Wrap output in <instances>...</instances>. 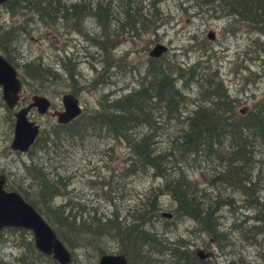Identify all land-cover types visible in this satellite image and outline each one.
Here are the masks:
<instances>
[{"label":"trees","instance_id":"16d2710c","mask_svg":"<svg viewBox=\"0 0 264 264\" xmlns=\"http://www.w3.org/2000/svg\"><path fill=\"white\" fill-rule=\"evenodd\" d=\"M121 1L122 14L115 15V20L121 21L123 29L110 37L125 35L127 28L142 26L145 21L143 18H146L142 0L136 5V1ZM193 1L207 12L211 8L212 11H223L226 16L244 21L251 25L252 31L264 36V0ZM87 2L90 0H9L0 5L11 15L24 16L19 25H12L8 30L0 25V52L15 64V68L22 67L20 76L24 84L31 81L32 93L45 94L43 84L59 80L62 75L74 85L81 72L77 71L76 64H72L71 58L67 56L65 59L57 57L54 65L41 59L32 64L25 62L19 65L16 54L8 46L12 43V35L15 36V42L19 34L28 33L26 26L35 21L51 28L53 33L62 23L72 31L82 29V12H77L75 8L83 3L89 5V11L99 21L102 20L101 12L91 11L92 6ZM104 3L103 0L95 2V10L99 6L104 7ZM127 3L131 10H128ZM110 39L93 43L104 47L107 54L108 47L111 49L118 44V41ZM260 45L264 52V43ZM72 65L75 67L73 70L70 69ZM209 68L201 67L200 63L185 66L176 60L171 62L162 57H150L137 87L115 98H107L106 93H101L94 112L83 110L80 116L68 124L55 122L49 129L41 130L42 135L48 132L50 137H37L27 153L30 163H23L22 167L23 180L38 171L37 194L31 189L29 194L14 183H5V187L18 191L44 215L60 240L72 252L71 264L76 262L79 249L91 251L97 261L103 254L121 253L126 255L127 264H221L212 259L210 252L207 258L201 259L197 251L204 250L194 249L196 242L190 236L181 233L172 237L162 230H155L154 215L166 224L176 223L186 217L202 240L206 239L208 247H214L219 256L226 257L230 251L236 253L229 264H264V239L251 242L249 233L254 227L255 233L259 228L264 230V205L260 202L264 198L258 195L264 180V95L242 114L239 111L240 100L237 102L228 94L218 70L211 68L210 73L206 74ZM173 74H176L175 78ZM181 85H190L195 95L185 93ZM71 93L77 96L78 89L73 86ZM190 100L194 108L190 115L184 117V108ZM78 125L83 127L81 133L73 134ZM141 125L146 126L142 134L132 132L134 127ZM88 132L92 133L89 137L86 135ZM96 136L100 140L103 137L111 140L108 150L115 144H125L129 154L123 169L127 170L129 163L137 160L164 184L159 191L153 192L152 197L146 195L144 200L143 194L130 192L133 195L129 196L124 188L121 192H117L116 188L113 190L120 199L119 203L114 200L115 197L108 199L107 195L115 196L114 192L97 193V198L100 196L99 199L112 205V210L106 213L88 208L92 216L84 217L82 221H78V216L83 213H64L60 207H55L54 217L61 224L56 225L37 207L36 201L39 198L46 201L56 192V183L48 180V175L61 170L60 164L54 166L61 161L60 158L67 160L70 150L84 149L85 143H79L78 140ZM45 138L51 141V145L43 143ZM136 174L139 175V172ZM96 185V189L102 190L103 184ZM160 194H164L168 201L162 203L164 200ZM224 204L239 212L243 218L238 230L229 233L233 240L234 234L240 237L241 244H234L239 249L229 245L225 231L219 232L216 217L219 218ZM119 205L126 207L125 214H117ZM162 212L171 213V218L162 216ZM247 219L252 220L251 225L246 223ZM7 230L21 238L19 241L13 240L11 245L19 253L7 259L0 247V264H59L37 249L30 230L4 228L0 233V241ZM113 244L117 245L116 252L110 251ZM248 247L254 251L253 256L247 253Z\"/></svg>","mask_w":264,"mask_h":264},{"label":"rangeland","instance_id":"374dc122","mask_svg":"<svg viewBox=\"0 0 264 264\" xmlns=\"http://www.w3.org/2000/svg\"><path fill=\"white\" fill-rule=\"evenodd\" d=\"M98 1L100 0H90L87 3L92 6L91 11L101 12L103 19L100 21L94 13L89 11V5L83 3L75 8L77 12H82V29L72 31L62 23L53 33L51 28L35 21L26 26L28 33L19 34L15 42L14 35L10 39L12 43L8 45L9 49L16 54L19 65L25 62L32 64L40 59L54 65L57 62V57H64L65 59L67 56L71 58L72 64H76L77 71L80 70L81 76L78 77V81L74 85L63 75L59 80L43 84L46 91L45 94H42L50 98L53 108L62 107L61 96L65 92L71 93L73 86L78 89L77 97L83 110L87 112L96 110L101 93H106L107 98H115L137 87L143 76L142 71L148 64L149 51L158 42L168 46L167 52L161 56L163 60L167 59L171 62L176 60L185 66L194 63H200L201 67L210 66L206 74L210 73L211 68L218 70L228 88V94L237 102L240 100L239 111L244 108L249 109L257 99L264 95V52L261 48L262 45H260V43H264V36L252 31L251 25L249 26L248 23L232 16H226L223 11L215 12L208 8L210 12H207L206 9L196 6L193 0H142L146 17L143 18L145 21L142 26L129 27L126 29L125 35L119 34V36L110 37L117 31L120 33L123 29L121 21L115 20V15L122 14V1L103 0L105 2L104 7L99 6V9L95 10L97 7L95 2ZM132 1H136V5L141 0ZM133 4L131 6L134 7ZM127 6L128 10L132 9L129 3ZM156 8H158V12H156ZM152 13L154 15H151ZM159 15L161 16L160 19H158ZM23 19L24 16L21 14L11 15L3 7H0V25L4 26L5 30H8L7 28L12 25H19ZM208 30L214 31L215 40L207 39ZM108 38L118 41V44L116 43L111 49L108 47L107 54H105L104 47L97 46L93 42ZM73 67V65L70 66V69L73 70L75 68ZM172 77L175 78L176 74H173ZM26 85L27 94L31 97L35 94L31 90V81H28ZM180 88L185 93L189 92L191 95H195L194 89L190 85H181ZM193 108L190 100L184 108L183 116L190 115ZM30 117L40 125L41 130L49 129L53 123H57L53 117L48 114L41 116L36 110L30 113ZM2 121L0 118V133L4 134L9 131V127L6 128V123L3 124ZM81 127V125L76 126L73 134L81 133L83 128ZM145 128L144 125L137 126L133 128L132 132L142 134ZM91 134L88 132L86 135L89 137ZM41 136L50 137L48 132H44ZM1 137L2 134H0V139ZM5 139H8L7 136L0 141V174L6 175V183L18 184L22 190L29 192V194L30 189L37 194L35 187L39 180L38 171L34 176L28 175L26 180H23V163L27 164L30 161H28V152L19 156L10 154L8 150L2 148L6 144ZM78 142L85 143L84 149L70 150L67 153H70L67 160L61 157V161L54 165L57 167L60 164L61 170L48 175V180L56 183V192L46 201L40 198H37L36 201L37 207L47 217H50L56 225L60 226L61 224L58 222L59 219L56 217L57 221L54 217L53 210L55 207H60L64 213L77 215L83 213V215L78 216V221H82L85 216L86 218L92 216L88 208H96L98 212L106 213L112 210V205L106 203L104 199H99L100 196L97 198V193H113L114 188L117 189V192H121L124 188L125 193L129 196L133 195L130 192L138 193V195L143 194L144 200L146 195L152 197V194L159 191V188L164 184L161 179L153 177L148 172V167L145 168L137 163V160L131 161L127 170L123 169L127 164L126 156L129 154L124 143L117 141L118 144L108 150L111 140L104 137L102 140L98 136L82 138ZM43 143L48 146L51 145V141L46 138L43 139ZM136 172H139V175ZM28 178L30 179L28 180ZM96 184H103L102 190L96 189L94 187L97 186ZM117 194L119 195V193ZM164 194H160L164 200L162 203L168 201ZM258 195L264 198V180L260 185ZM107 196L109 200L111 197H115L114 200H117V203L120 202L116 194L115 196ZM31 200L35 201L34 199ZM260 202L264 205L263 200L260 199ZM142 205L143 203L140 204V206ZM126 210L125 206L119 205L117 214L123 215ZM244 212L247 213L248 211ZM153 218H155V230H162L172 237L181 233L190 236L196 242L194 249L202 248L204 251L210 252L212 259L217 263L227 264L228 262L229 264V261L235 258L234 254L236 253L234 252L230 251L226 257H223L218 255L214 247H208L206 239L202 240L198 231L194 230L192 222H188L186 217H182L172 224H166L156 215ZM216 218L219 232L225 231L227 233L225 238L229 245L239 249V246L234 244L236 242H238L236 245L241 244L240 237L234 234L235 240H233L230 235L238 230L240 221L243 220L239 212L229 209L227 204H224L219 213V218L218 216ZM251 221L247 219L246 223L251 225ZM255 229L254 227L249 230L250 241H262L264 230L259 228L255 233ZM20 239L9 230L5 231L0 241L3 256L11 259L15 253L18 254L19 252L11 245L13 240L19 241ZM116 247L117 245L113 244L110 251L116 252ZM246 251L253 256L254 251L250 247ZM247 257L252 261L249 255ZM96 263L97 260L91 251L77 250L74 264Z\"/></svg>","mask_w":264,"mask_h":264},{"label":"water","instance_id":"95a60500","mask_svg":"<svg viewBox=\"0 0 264 264\" xmlns=\"http://www.w3.org/2000/svg\"><path fill=\"white\" fill-rule=\"evenodd\" d=\"M9 0H0L3 4ZM209 39H214V32L208 33ZM168 50L163 43H156L149 51V56L160 57ZM0 86L3 90V99L9 108H14L19 99L21 81L17 77V71L0 54ZM63 108L52 112L59 124H67L82 113V106L78 97L71 93H64L61 98ZM52 106L51 100L45 95H34L31 102L14 113L15 125L11 148L26 152L35 141L39 132V125L29 118V112L33 108L40 115L49 112ZM241 112H245L241 110ZM5 176L0 175V232L5 227H20L31 230L34 242L39 251L52 256L59 264H69L72 261L71 254L64 243L59 239L55 231L36 211L34 206L26 201L20 193L14 190H7L4 187ZM162 216L171 217V213L162 212ZM201 259L208 254L197 251ZM97 264H127V257L121 253H106L99 257Z\"/></svg>","mask_w":264,"mask_h":264},{"label":"flooded vegetation","instance_id":"af4514ba","mask_svg":"<svg viewBox=\"0 0 264 264\" xmlns=\"http://www.w3.org/2000/svg\"><path fill=\"white\" fill-rule=\"evenodd\" d=\"M2 54V56L6 59V57L4 56V54L3 53H1ZM7 60V59H6ZM8 62L11 64V65H13L9 60H8ZM15 65V64H14ZM13 65V66H14ZM18 71H20V68H18ZM19 78H20V80H21V82L23 83V86H22V88H21V90H20V93H19V99H18V102H17V104H16V106L14 107V108H9L8 106H7V104H6V102H5V100L3 99V92H2V90H3V88H2V86H0V118L3 120L2 121V123L4 124V122L6 123V128H8L9 127V131L6 133H0V134H2V137H1V139H3L5 136H7V138L8 139H5L4 141H6V144L2 147L3 149H5V150H8L9 151V153L10 154H15V155H17V156H19V155H25L27 152H21V151H19V150H13L12 148H11V141H12V139H13V132H14V125H15V117H14V113L16 112V111H18L19 109H21V108H23V107H25L27 104H29V102H30V100H31V97H29L30 95L29 94H27L28 93V90H27V87H26V84H24V82L22 81V78H21V76H20V72H19ZM72 94V93H71ZM77 97V96H76ZM52 108H53V105H52ZM54 109V111H56V110H61L62 109V107H60L59 109H57V108H53ZM33 110H36L35 108L33 109ZM32 110V111H33ZM31 111V112H32ZM30 112V113H31ZM6 113H7V117H8V121H7V117H6ZM48 115L50 116V117H53L55 120H56V116H52L50 113H48ZM2 116V117H1ZM29 118L31 119V117H30V114H29ZM31 120H33V119H31ZM34 121V120H33ZM57 121V120H56ZM36 122V121H35ZM57 124H59L58 122H57ZM61 125H64V124H61ZM41 132L42 131H40L39 132V134H38V137L39 136H41ZM1 139H0V141H1ZM35 143V142H34ZM32 147V146H31ZM30 147V148H31ZM30 150V149H29ZM1 175V174H0Z\"/></svg>","mask_w":264,"mask_h":264},{"label":"bare ground","instance_id":"6f19581e","mask_svg":"<svg viewBox=\"0 0 264 264\" xmlns=\"http://www.w3.org/2000/svg\"><path fill=\"white\" fill-rule=\"evenodd\" d=\"M109 17H110V16H109ZM97 23H98V22H97ZM136 30H137V29H136ZM98 41H99V40H98ZM7 61H8V60H7ZM202 61H203V60H202ZM14 68H15V66H14ZM15 69H16V71H17V77L19 78V71L17 70V68H15ZM19 79H20V78H19ZM20 81H21V80H20ZM191 81H192V80H191ZM21 83H22V82H21ZM189 106H190V105H189ZM189 106H188V107H189ZM244 109H245V112H241L242 114H245V113L247 112V109H248V108H244ZM244 109H241V110H244ZM241 110H240V111H241ZM188 112H189V111H188ZM38 134H39V133H38ZM38 134H37V136H38ZM36 139H37V137H36ZM36 139H35V141H36ZM35 141H34V142H35ZM34 142H33V144H34ZM33 144H32V145H33ZM32 145H31V146H32ZM31 146H30V147H31ZM29 149H30V148H29ZM29 149H28V151H29ZM26 152H27V151H26ZM252 153H253V152H252ZM253 161H254V160H253ZM29 163H30V162H29ZM254 168H255V167H254ZM135 169H136V168H135ZM132 170H133V169H132ZM67 180H68V179H67ZM158 184H159V183H158ZM17 192H18V191H17ZM18 193H19V192H18ZM225 202H226V201H225ZM35 209H36V208H35ZM36 211H37V213H38L43 219H46V218L44 217V215H43L42 213L39 212V210L36 209ZM168 213H169V212H168ZM85 217H86V216H85ZM170 218H171V217H170ZM174 232H175V231H174ZM220 232H221V231H220ZM200 236H201V235H200ZM235 244H236V243H235ZM66 248H67V247H66ZM67 250H68L69 253L72 255V252H71L68 248H67Z\"/></svg>","mask_w":264,"mask_h":264}]
</instances>
